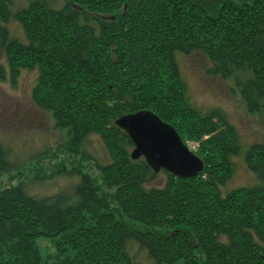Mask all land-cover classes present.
<instances>
[{
    "label": "trees",
    "instance_id": "trees-1",
    "mask_svg": "<svg viewBox=\"0 0 264 264\" xmlns=\"http://www.w3.org/2000/svg\"><path fill=\"white\" fill-rule=\"evenodd\" d=\"M0 0L6 20L7 3ZM26 42L0 25L7 73L36 69L31 98L66 129L72 152L100 136L108 161L96 164L107 190L81 173L74 203L34 197L23 184L0 189V264H48L38 238L54 240L51 264H264V137L244 161L256 181L227 187L236 128L219 109L189 104L177 54H206L207 72L230 81L248 112L264 116V0H29L13 13ZM0 65V78H5ZM153 110L203 162L194 177L166 169L157 178L114 120ZM0 144V177L6 167ZM150 261L135 260L130 245Z\"/></svg>",
    "mask_w": 264,
    "mask_h": 264
},
{
    "label": "rangeland",
    "instance_id": "rangeland-1",
    "mask_svg": "<svg viewBox=\"0 0 264 264\" xmlns=\"http://www.w3.org/2000/svg\"><path fill=\"white\" fill-rule=\"evenodd\" d=\"M29 0H10L7 3L8 16L0 25L8 30V36L26 42L24 30L13 13L26 8ZM54 8H60L65 0H43ZM6 55L0 44V65L5 78H0V144L7 149L4 160L6 167L0 177V189L23 184L28 194L40 197L46 202L67 205L76 200L75 189L81 173L94 178L99 189L106 191L96 164L108 161L105 147L97 134H90L72 152L67 147L66 129L55 125L51 115L39 108L31 98V88L38 76L37 70L21 68L13 84L7 73ZM179 77L185 96L192 108L201 113L219 109L236 128L241 152L234 155L233 175L227 187L251 186L256 178L244 161V153L253 142L264 137V116L248 112L242 99L230 90V81L219 75H211V66L206 54L192 51L189 55L177 54ZM127 114V113H126ZM188 147L195 149V143ZM80 170V171H79ZM151 183L163 182L164 176L157 172ZM51 238L41 237L36 241L41 256L51 264L57 258L56 245ZM129 252L142 263L150 261L147 253L137 244L130 245Z\"/></svg>",
    "mask_w": 264,
    "mask_h": 264
},
{
    "label": "water",
    "instance_id": "water-1",
    "mask_svg": "<svg viewBox=\"0 0 264 264\" xmlns=\"http://www.w3.org/2000/svg\"><path fill=\"white\" fill-rule=\"evenodd\" d=\"M114 123L132 139L131 158L144 157L153 172L166 169L175 176L187 178L196 176L202 169V159L182 142L178 131L162 121L155 111L141 109L121 114Z\"/></svg>",
    "mask_w": 264,
    "mask_h": 264
}]
</instances>
